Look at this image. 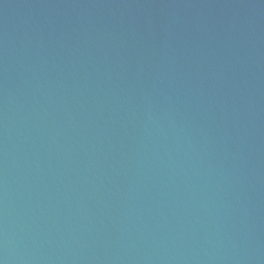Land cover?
<instances>
[{"label": "water", "instance_id": "1", "mask_svg": "<svg viewBox=\"0 0 264 264\" xmlns=\"http://www.w3.org/2000/svg\"><path fill=\"white\" fill-rule=\"evenodd\" d=\"M0 264H264V0H0Z\"/></svg>", "mask_w": 264, "mask_h": 264}]
</instances>
